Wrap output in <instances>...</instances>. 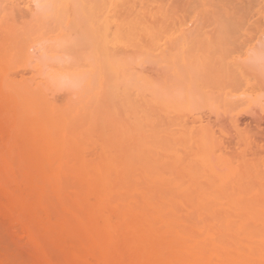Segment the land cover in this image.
Segmentation results:
<instances>
[{"label": "rangeland", "instance_id": "obj_1", "mask_svg": "<svg viewBox=\"0 0 264 264\" xmlns=\"http://www.w3.org/2000/svg\"><path fill=\"white\" fill-rule=\"evenodd\" d=\"M40 1L0 0V264H264V0Z\"/></svg>", "mask_w": 264, "mask_h": 264}, {"label": "bare ground", "instance_id": "obj_2", "mask_svg": "<svg viewBox=\"0 0 264 264\" xmlns=\"http://www.w3.org/2000/svg\"><path fill=\"white\" fill-rule=\"evenodd\" d=\"M30 1H32V0H30ZM34 1V0H33ZM37 0H35V2H36ZM40 1V0H39ZM41 2V1H40ZM26 3H28V2H26ZM25 3V4H26ZM31 4V3H30ZM38 46V45H37ZM32 47H33V45H32ZM36 47V46H35ZM40 47V46H39ZM36 49H38V48H36ZM39 50V49H38ZM30 53H31V51H30ZM43 53V52H42ZM41 55V54H40ZM35 58V57H34ZM38 58L36 59V61H37V63L39 64V62H38ZM39 65H41V64H39ZM44 65V64H43ZM53 67H55V66H53ZM62 68H63V66H62ZM51 70H52V68H51ZM34 71V70H33ZM60 71H63V70H60ZM50 72V71H49ZM41 73V72H40ZM72 73V72H71ZM42 75V74H41Z\"/></svg>", "mask_w": 264, "mask_h": 264}]
</instances>
